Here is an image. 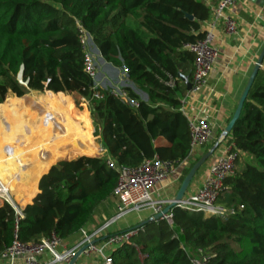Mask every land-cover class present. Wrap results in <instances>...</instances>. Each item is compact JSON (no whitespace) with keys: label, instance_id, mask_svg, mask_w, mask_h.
<instances>
[{"label":"trees","instance_id":"16d2710c","mask_svg":"<svg viewBox=\"0 0 264 264\" xmlns=\"http://www.w3.org/2000/svg\"><path fill=\"white\" fill-rule=\"evenodd\" d=\"M209 16L201 0H0V181L20 199L58 160L38 179L37 193L20 215L0 204V257L13 243L32 245L51 237L65 242L77 236L113 197L117 173L107 160L126 168L154 157L175 168L187 161L188 123L178 90L182 78L191 80L194 56L184 46L202 39L200 24ZM80 30L145 101L129 88L121 89L123 96L94 88L84 71ZM28 92L53 95L33 101L22 97ZM62 95L86 103L105 155L87 157L93 149L89 144L82 149L86 140L81 137L68 140L66 152L53 149L45 163L35 161L42 149H51L57 126L65 130L64 139L74 128L64 117L51 121L45 109L41 138L23 149L18 139L32 132L30 121L40 120L36 108L58 111L68 103ZM224 139L239 152L216 200L230 213L204 216L174 205L170 226L158 220L116 232L135 233L110 250L111 264H191L201 256L205 264H264V71H257ZM11 142L16 147L4 156L2 144ZM66 154L86 156L62 159ZM28 160L35 161V169L27 177L20 169ZM194 162L181 170L178 184ZM3 190L0 184V196L7 198Z\"/></svg>","mask_w":264,"mask_h":264},{"label":"crops","instance_id":"0c3cea01","mask_svg":"<svg viewBox=\"0 0 264 264\" xmlns=\"http://www.w3.org/2000/svg\"><path fill=\"white\" fill-rule=\"evenodd\" d=\"M211 12L216 6L219 0H201ZM261 8L259 2H252L251 0H232L231 4L227 7L225 13L231 17L236 23V32L234 35L228 36L224 33L221 23H216L213 29V41L212 46L217 52L216 62L213 66L211 74L207 77L204 87L197 94H189L184 90V86L178 90V95L182 101V114L187 117L200 116L203 117L210 125L211 139L207 145H213L217 143V148L212 156L203 164L204 167L193 176L187 189L184 193L183 200L188 199L192 196L201 186L202 181L208 173V169L214 162L215 158L220 154L224 143H218L217 140L224 131L227 123L229 122L237 102L242 94V91L247 83L253 66L264 46V19L261 18ZM209 16V18H210ZM208 18V19H209ZM207 22L204 21L200 24L201 31L207 30ZM110 65V64H109ZM111 66V65H110ZM118 68L110 67V70L105 71L102 75H99V79L103 76V85L100 84V89L109 88V86L117 83L118 78L121 79L119 84L120 89L129 88L132 90L142 101L146 100L143 93L137 91L131 84L125 80V76ZM111 71V72H110ZM259 71H264V57L261 62ZM102 80V79H101ZM34 100L41 98L46 99L50 93H38ZM46 94L45 96H39ZM51 96L53 94H50ZM69 103V114L73 120L74 128L73 134L84 138L93 149V153L87 157L103 156L105 150L102 145L98 142V133L95 126H90L88 121L85 119V114L88 115L86 103L83 100L78 99L73 95H62ZM33 109V108H32ZM38 117L40 120L35 122L30 121L31 126L35 128V140L38 141L41 138V130L39 126L44 115L43 108L37 107ZM35 110V108H34ZM51 121H54L53 119ZM55 122V121H54ZM71 133V134H72ZM71 134L66 135V143L61 150H69L68 140L71 139ZM72 134V135H73ZM33 142V141H32ZM23 143V139L21 141ZM210 146V147H211ZM203 152V148L191 155L189 159L184 163H190L191 160L198 158ZM49 153H42L37 156L34 160L40 164L45 163L49 159ZM77 156H86L80 154L69 155L66 154L62 157L72 159ZM241 156V155H240ZM60 160V159H59ZM35 161L26 166H21L20 172L27 174V177L32 176L35 169ZM58 160H54L47 165L45 170L36 178L35 190L30 193H22L20 199H15V195H11V201H13L18 209H23L26 205L30 204L32 198L37 193V182L38 179L47 172L50 166L54 165ZM184 166V165H182ZM179 184L169 183L165 181L162 184H157L153 187L154 199L170 200L174 197ZM4 191V190H3ZM30 194V195H29ZM29 195V196H28ZM28 196V197H27ZM21 201V202H20ZM23 201V202H22ZM117 201L114 197L103 203L97 211L93 214L91 222L82 231H91L101 227L108 219H110L116 209ZM151 215L150 209H144L138 212H131L115 223L107 227L101 232V236L98 239L115 235L116 232L128 229L129 227L140 223L148 219ZM80 239V233L71 238L68 241L60 242L59 246L55 248L56 252H59L62 247L68 248L74 245ZM101 241V240H100ZM112 248H108L104 251L105 255H109ZM39 262L48 263L50 256L48 253H42L38 257ZM1 264V261H0ZM74 264H97L94 257L86 254L80 255Z\"/></svg>","mask_w":264,"mask_h":264},{"label":"built area","instance_id":"2783aa9c","mask_svg":"<svg viewBox=\"0 0 264 264\" xmlns=\"http://www.w3.org/2000/svg\"><path fill=\"white\" fill-rule=\"evenodd\" d=\"M232 0H219L211 12L210 18L207 20V30L204 31L200 41L184 46L194 56L193 72L191 76L189 94H197L204 87L207 77L211 74L213 66L216 62L217 52L212 46L214 38L213 29L216 23H221L223 31L226 35L231 36L236 32V23L229 17L225 11L231 4ZM261 8V18L264 19V0ZM80 42L83 46V37L89 41V36L80 30ZM84 71L92 77L93 72L90 70L88 59L85 55ZM94 88L98 84L93 81ZM114 95L123 96L119 87L113 85L108 88ZM180 112L182 113V101ZM188 136H189V157L197 151L204 148L211 139V129L207 121L200 116L187 117ZM223 132V131H222ZM225 136L219 137L218 143H224L220 154L215 158L214 162L208 169V173L200 188L188 199L178 202L176 205L189 210L199 211L204 216H219L222 217L229 212L220 205L214 204L220 192L222 191V183L225 178L233 175L237 157L239 152L232 144H228L224 139ZM188 157V159H189ZM187 159V160H188ZM185 163V162H184ZM180 164L177 168L171 162L160 161L155 157L149 160H144L138 167L126 168L116 167L111 161L107 160L108 168L115 170L117 180L112 192V196L116 199V209L114 215L108 219L101 227L91 231H81L80 239L72 246L62 247L59 252L55 248L60 242L51 237L48 240H42L37 244L23 245L13 243L6 249L0 257L1 264H41L38 260L39 255L48 253L50 260L48 263L42 264H69L75 253L83 246L87 245L84 254L94 257L98 264H111L108 255L104 251L108 248H114L122 243H127L129 237L135 232H128L120 235H110L102 241L91 245L101 236V232L107 227L115 223L118 219L131 212H138L144 209H150L152 217L166 207L170 200L154 199L155 191L153 187L157 184H162L165 181L169 183H178L180 177ZM2 202L8 204L15 212L20 215V209L16 208L11 202L5 198H0ZM0 202V204L2 203ZM167 225H171V214L169 211L160 217ZM206 258L201 256L200 259L191 260V264H205Z\"/></svg>","mask_w":264,"mask_h":264},{"label":"rangeland","instance_id":"374dc122","mask_svg":"<svg viewBox=\"0 0 264 264\" xmlns=\"http://www.w3.org/2000/svg\"><path fill=\"white\" fill-rule=\"evenodd\" d=\"M83 47H84V50H85V55H86V58L88 59V63H89V67H90V70L93 72V81L96 83V85L98 84V86L97 87H100V84L101 85H103V79H104V77L102 76L100 79L98 78L99 77V75H102L105 71H108V70H110V65L108 64V63H106L103 59H102V57L100 56V54H99V52H98V50L92 45V44H90V42L87 40V38L84 36L83 37ZM121 70V69H120ZM120 70H119V72H120ZM111 72V71H110ZM102 79V80H101ZM121 83V79L120 78H118V80H117V83L116 84H114L113 86L114 87H119V84ZM108 88V87H107ZM120 88V87H119ZM38 94H36V93H33V92H28V93H26L25 95H23L22 97H30V98H34V97H36ZM46 94H41V95H39V96H45ZM10 97H13L12 95H9L7 98H10ZM6 98V99H7ZM39 99V98H38ZM37 100V99H36ZM5 101V100H4ZM3 101V102H4ZM33 101H34V99H33ZM36 103V102H35ZM2 104V103H1ZM43 109H45V110H47L48 112H49V114H51V119L50 120H54L55 118H57V117H64V118H66V119H68V120H70L71 121V123L73 124V120L71 119V117H70V114H69V111H68V103H67V101H64V102H62L61 104H60V108H59V110L58 111H55V110H53L52 109V107L51 106H48V105H41V104H39ZM86 116H85V119H86V121H88V124L90 125V126H94V124H93V122H92V120H91V118H90V116H89V112H88V115L87 114H85ZM50 120H48V121H50ZM73 127H74V124L72 125ZM32 128V132L29 134V133H25V136L26 137H24L23 138V143H21V146H23V149L25 148V149H27V148H29V147H31V146H33L35 143H36V141H34L35 140V134H36V131H35V128H33V127H31ZM56 131H57V133H58V136L56 137L57 139L55 140V142L53 143V145L51 146V149L50 150H44V149H42L43 151H41V152H39V154H38V156L40 155V154H42V153H49V154H51V153H53L54 154V152H53V149H55V148H57V149H59V151H64V150H61V148H63L64 146V144L66 143V139H64L63 138V134H64V131L65 130H63V127H61V126H57L56 127ZM77 138H81V136H79V135H76V133H74L73 134V137L70 139V141L71 140H73V142H75V140L77 139ZM33 141V142H32ZM89 143L87 142V141H84L83 143H82V149L85 147V146H87ZM224 145V144H223ZM2 146H3V155L4 156H9L10 154H12V152H13V150L15 149V144L14 143H3L2 144ZM68 146L69 147H71L69 144H68ZM205 148H207V147H205ZM67 150H65V152H66ZM53 158V157H52ZM192 162H194L195 160H191ZM32 162V160H28V161H26L25 162V164L23 165V167L24 166H26V165H28V164H30ZM192 162H190V163H192ZM190 163H186V164H184V166H182L181 168H180V173H181V170L185 167V168H187L189 165H190ZM204 167V165H202L199 169H198V174L200 173V171H201V169ZM184 168V169H185ZM196 172V173H197ZM195 176V175H194ZM5 190V189H4ZM6 191V190H5ZM7 193V192H6ZM8 194V193H7ZM3 200H1L0 199V202H2ZM11 203L13 204V205H15L16 203H14L13 201H11ZM214 204H216V205H219V204H217V202L215 201V203Z\"/></svg>","mask_w":264,"mask_h":264},{"label":"water","instance_id":"95a60500","mask_svg":"<svg viewBox=\"0 0 264 264\" xmlns=\"http://www.w3.org/2000/svg\"><path fill=\"white\" fill-rule=\"evenodd\" d=\"M252 2H259L260 5L262 6L263 5V2L261 0H251ZM189 20H191V17L190 16H186ZM90 44H92L91 40H89ZM93 45V44H92ZM264 57V46L253 66V69L250 73V76L247 80V83L242 91V94L237 102V105H236V108L229 120V122L227 123L226 127L224 128V131L222 132V136H225L226 134L229 133L232 125L234 124V122L238 119L239 117V114H240V111H241V108H242V104L244 102V100L246 99V96L248 94V91L251 87V84L254 80V77L257 73V71L259 70L260 68V65H261V62H262V59ZM182 83H183V86H184V89L186 92H188L190 90V84L189 82L185 79V78H182ZM217 148V143H214L204 154H202L198 159L197 161L194 162V164L191 166V168L189 169V171L187 172V174L185 175V177L182 179V181L180 182L179 186H178V189L174 195V197L172 199H170V203L164 207L160 213H157L156 215H153L152 217H149L148 219L140 222L138 225H136L135 228H139V227H142L143 225L149 223V222H153V221H158L160 219V217L164 214H166L169 209L171 207H173L174 205H176L178 202L182 201L183 200V196H184V193L187 189V186L188 184L190 183L191 179L193 178V176L196 174V172L198 171V169L212 156V154L214 153V151L216 150ZM15 206V205H14ZM16 207V206H15ZM17 208V207H16ZM105 237H103L101 240H103ZM98 243L97 240L95 241H92L90 244L93 245V244H96ZM87 247V245L81 247L76 253L75 255L73 256V258L71 259V261L69 262V264H74L76 259L84 254V251H85V248Z\"/></svg>","mask_w":264,"mask_h":264},{"label":"bare ground","instance_id":"6f19581e","mask_svg":"<svg viewBox=\"0 0 264 264\" xmlns=\"http://www.w3.org/2000/svg\"><path fill=\"white\" fill-rule=\"evenodd\" d=\"M5 140H6V139L3 138V141H5ZM18 142L20 143V142H21V139H18ZM0 184H1V186L6 190V192L8 193V197H7V198L2 197V196H0V198H5L8 202H11V195H10L8 189L2 184L1 181H0Z\"/></svg>","mask_w":264,"mask_h":264}]
</instances>
